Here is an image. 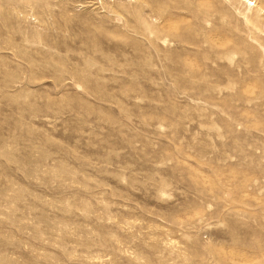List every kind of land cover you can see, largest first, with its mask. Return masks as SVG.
<instances>
[{"label": "rangeland", "instance_id": "1", "mask_svg": "<svg viewBox=\"0 0 264 264\" xmlns=\"http://www.w3.org/2000/svg\"><path fill=\"white\" fill-rule=\"evenodd\" d=\"M0 264H264V0H0Z\"/></svg>", "mask_w": 264, "mask_h": 264}, {"label": "bare ground", "instance_id": "2", "mask_svg": "<svg viewBox=\"0 0 264 264\" xmlns=\"http://www.w3.org/2000/svg\"><path fill=\"white\" fill-rule=\"evenodd\" d=\"M242 1H246L247 3L250 2V0H242Z\"/></svg>", "mask_w": 264, "mask_h": 264}]
</instances>
